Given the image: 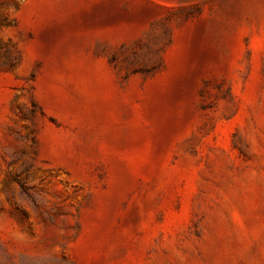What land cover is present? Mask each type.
<instances>
[{
    "label": "rangeland",
    "instance_id": "obj_1",
    "mask_svg": "<svg viewBox=\"0 0 264 264\" xmlns=\"http://www.w3.org/2000/svg\"><path fill=\"white\" fill-rule=\"evenodd\" d=\"M0 264H264V0H0Z\"/></svg>",
    "mask_w": 264,
    "mask_h": 264
}]
</instances>
